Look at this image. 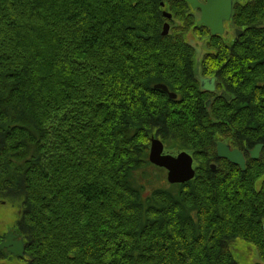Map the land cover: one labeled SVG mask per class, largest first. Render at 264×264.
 I'll use <instances>...</instances> for the list:
<instances>
[{
    "label": "trees",
    "instance_id": "trees-1",
    "mask_svg": "<svg viewBox=\"0 0 264 264\" xmlns=\"http://www.w3.org/2000/svg\"><path fill=\"white\" fill-rule=\"evenodd\" d=\"M240 1L232 24L243 32L227 43L193 25L184 0L167 1L170 19L159 0H0V195L23 193L25 264H238L236 239L264 260V0ZM187 33L203 43L199 67L228 101L202 105ZM10 110L43 133L57 125L62 153L15 165L27 144L39 147L9 124ZM150 134L198 161L178 199L152 191L158 206L129 180L147 163ZM216 139L238 150L261 143L260 158L241 170L214 155Z\"/></svg>",
    "mask_w": 264,
    "mask_h": 264
},
{
    "label": "rangeland",
    "instance_id": "rangeland-1",
    "mask_svg": "<svg viewBox=\"0 0 264 264\" xmlns=\"http://www.w3.org/2000/svg\"><path fill=\"white\" fill-rule=\"evenodd\" d=\"M167 1L168 0H159V9H160L162 16H163L162 13L166 12V13L170 14V18H171L172 17V15L170 13L171 10L168 6ZM200 1L203 2L204 0H200ZM233 1H235V2L238 1V3L241 2L240 0H233ZM161 2L163 3V6L160 5ZM188 8L191 10V12H189V13H192L193 25H196V21L199 18V10H197V9L192 10L189 6H188ZM165 23H167V25H168V30H167L166 34H164V35L169 34L171 31L172 27L170 26V23L167 22L166 20H163V22L161 23V26H160V34L161 35H163L162 34V27H163V24H165ZM262 24H264V19H263ZM199 26H202V25H199ZM226 27H227V25H226ZM232 27H233V25H228V29H229L230 33L233 35ZM235 30H239V32H240V34L238 36L235 34L236 39H237L239 36H241L243 31H242L241 27H236ZM185 35L186 36H184V37H185L186 42L195 46V48H196L195 54L198 58H200V56L204 53L203 43L201 41H198L195 37H193V35L190 36L188 33ZM223 38L225 39V41L227 43L231 42L230 41L231 39L227 40L226 35ZM195 59H196V57H195ZM195 59H194V61H195L194 66L196 64V61L200 60V59H196V60ZM159 84H161V83H159ZM158 90H160V89H158ZM161 92L163 94H165L166 97H168L171 100L178 101V99H179V96L176 92L168 91V92H171V93L176 95L174 98H170L167 95L168 93H166L162 90H161ZM221 92L219 93L220 99L227 101L224 98H222ZM223 92L225 93V95L229 94L224 89H223ZM214 101H216L215 98L212 101H211V98L205 99V100H203L202 105H204L207 109H209ZM10 112H14V113H10ZM8 113H9V115L12 114V116H10L8 118L15 117V119L12 120L13 123H9V124L11 126L18 125V126L25 128L26 130H28L32 135H34V143L37 147H39L37 149L36 153H34L33 152L34 147L27 144V146L25 147L26 148V154L25 155L18 157L20 159L11 158V161L15 165H20L23 161H28L29 159L37 158V155L39 153H40V157H42L43 163L45 162L46 159L49 158V155H51V159H56L57 158L56 156L62 153V150L59 147L60 144L58 143L59 140H57V137L55 138L53 136L54 135L53 131L58 129L57 125H55V124L52 125L50 123V133L47 134L46 133L47 131H45V133H43L44 130H42L41 127L37 128L34 124L29 123L27 121L28 118L26 116L23 115L25 118V121H26L25 123H23L22 122L23 117H21L16 111L10 110ZM46 128H47V125L45 126L44 129L46 130ZM46 135H48V136H46ZM151 138L158 139L159 141H161L159 139V137L157 138L156 136L154 137V135L150 134L149 139H148V151L146 153L147 163L142 168H137V169L133 170L132 172H130L129 180L131 181L132 187L138 189L140 199L142 200V202L147 203L146 205L158 206L159 203L156 200L152 199V195H153L152 191H154V189H160L161 191L171 193V195L175 199H178L180 192H179V185L178 184L176 185V184H169L168 183V181L166 179V175H167L165 172L166 170H164L163 168L159 169L160 167L159 168L157 166L155 167L154 165H152L148 161V153H149ZM214 142H215V145H214V148H215L217 142L229 143L230 141L228 139H223V140H221V139L217 140L216 139ZM162 144H163V150L165 153L169 152V153H173L175 155L181 151H184V152L188 153L189 155H191V153H192L191 149L181 147L169 139H165L164 142H162ZM50 151H51V153H50ZM215 161H217V160L214 159L213 157H211L210 160L207 161V165H208V163H211L214 167H216L215 165L217 164V167H218V162H215ZM262 162H263V166H264V158H263ZM33 163H36V162L34 161ZM197 163H198L197 160H195V162L193 163L194 167H196V168L198 166ZM150 165L154 166V168H157V169H153V167H151ZM217 167L215 169H218ZM15 173H16V171H13L12 167H10L7 171V176H9V178L14 180ZM127 177H128V175H127ZM189 181L190 182H188V183H196V181H193V180H189ZM23 197H24L23 193H21V192H16V194L9 195L7 197H3L0 195V241L3 240V238L7 232H12L18 238H21V239L24 238L25 232H24V229L20 225V214H21L20 204H21ZM262 229H263V225H262ZM263 231H264V229H263ZM230 251L232 254V258L238 264H257V263L258 264H264V260L261 259V257H259L257 250L254 247V245H252L251 243L246 242L244 240L236 239V240L232 241V243L230 244ZM22 256L21 257L13 256L6 249H0V264H25L24 260L22 259Z\"/></svg>",
    "mask_w": 264,
    "mask_h": 264
},
{
    "label": "water",
    "instance_id": "water-1",
    "mask_svg": "<svg viewBox=\"0 0 264 264\" xmlns=\"http://www.w3.org/2000/svg\"><path fill=\"white\" fill-rule=\"evenodd\" d=\"M188 3L189 7L194 10H199V18L196 21V25L206 26L211 35H221L224 32V22L228 21L232 15V2L233 0H184ZM163 6V3H160ZM163 16L167 19L170 18V14L163 12ZM168 30L167 23L163 24L162 34H166ZM236 35H239V30H236ZM193 74L199 81L200 89L206 91L214 90V78H202L199 74V61L193 68ZM154 88L160 89L166 93L170 98H174L175 94L168 92L167 87L164 84H155ZM222 97L225 100H229V95L221 92ZM263 145L261 143L255 144L251 149L245 148L247 154L251 159H257ZM215 152L217 158L224 159L233 165L239 166L241 169L245 168V158L241 151L230 148L229 145L222 142H217L215 146ZM148 161L157 167L165 169L166 179L169 184H181L191 180L194 177V169L192 168V157L181 151L175 156L167 153H163V144L158 139L151 138L150 148L148 153ZM214 166L211 165V169L214 171ZM264 229V223H263ZM0 249H6L13 256L21 257L24 252V243L21 238H17L12 232H7L0 241ZM258 264V263H257Z\"/></svg>",
    "mask_w": 264,
    "mask_h": 264
},
{
    "label": "flooded vegetation",
    "instance_id": "flooded-vegetation-1",
    "mask_svg": "<svg viewBox=\"0 0 264 264\" xmlns=\"http://www.w3.org/2000/svg\"><path fill=\"white\" fill-rule=\"evenodd\" d=\"M204 2V1H203ZM234 3H235V1H233L232 2V13H233V8H234ZM226 25H227V27H226ZM228 25H233L232 24V15H231V19L229 20V21H226V22H224V32H223V34H221L220 36H222V37H224L225 35H226V37H227V40H229V39H231L230 41L232 42V41H234L235 39H236V36H235V34H236V30H235V28L236 27H234V25H233V27H232V29H233V35L230 33V31H229V29H228ZM226 27V28H225ZM238 36V35H237ZM232 37V38H231ZM205 54H207V53H203L201 56H200V58H198L197 56H196V54H195V57H196V59H201V57L203 56V55H205ZM195 59V60H196ZM200 61V60H199ZM199 64H200V62H199ZM192 72V76H193V78H194V80L197 82V87H198V90L199 91H201V92H204V94L206 95V98L205 99H209V98H211V101L215 98H218L219 97V93L221 92V91H223V89L224 88H218L217 87V77H216V75L215 74H208V75H205V74H203L202 73V70H201V68L199 67V74H200V76L202 77V78H214V82H215V84H214V90L212 91H206V90H201L200 89V85H199V81L196 79V77L194 76V74H193V70L191 71ZM190 81V80H189ZM167 90L168 91H171L170 89H168L167 88ZM229 95V97H231V95L230 94H228ZM176 96V95H175ZM202 96H204V95H202ZM223 98V97H222ZM204 99V100H205ZM228 101V100H227ZM222 143H224V144H228V143H226V142H222ZM229 145V144H228ZM239 151H241L242 152V154H243V156H244V158H245V164H246V162H247V158L249 157V155L247 154V152H246V150H245V148L243 149V150H239ZM163 153H165L164 152V150H163ZM167 154H170V155H172V156H175V154H173V153H169V152H166ZM214 153H215V155H216V152H215V148H214ZM260 153H261V151H260ZM260 153H259V156H258V158H260ZM191 156V155H190ZM192 157V156H191ZM217 157V156H216ZM250 158V157H249ZM257 158V159H258ZM220 159V158H219ZM224 160V159H223ZM195 162V160H194V158L192 157V168L194 169V177L191 179V180H193L195 177H196V172H197V168L196 167H194V163ZM215 162H217V161H215ZM211 163H208V165H207V167H209V169L211 168ZM151 167H153V169H157V168H154V166H152V165H150ZM216 167H217V164L215 165ZM235 166H237V165H235ZM156 167V166H155ZM215 167V168H216ZM238 168H240L239 166H237ZM159 168V167H158ZM214 168V171L213 170H211V171H213V172H215L217 169H215ZM218 168V167H217ZM159 169H161V168H159ZM241 169V168H240ZM165 170V169H164ZM241 170H244V169H241ZM165 172H167V171H165ZM188 182H190V181H186V182H184V183H188ZM15 235V234H14ZM16 236V235H15ZM18 237L16 236V239H17Z\"/></svg>",
    "mask_w": 264,
    "mask_h": 264
},
{
    "label": "bare ground",
    "instance_id": "bare-ground-1",
    "mask_svg": "<svg viewBox=\"0 0 264 264\" xmlns=\"http://www.w3.org/2000/svg\"><path fill=\"white\" fill-rule=\"evenodd\" d=\"M198 1H199V0H198ZM230 19H231V17H230ZM230 19H229V20H230ZM229 20H228V21H229ZM223 28H224V25H223Z\"/></svg>",
    "mask_w": 264,
    "mask_h": 264
}]
</instances>
